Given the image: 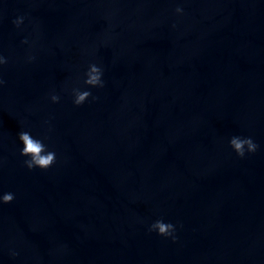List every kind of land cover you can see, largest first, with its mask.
Instances as JSON below:
<instances>
[{"label":"water","instance_id":"obj_1","mask_svg":"<svg viewBox=\"0 0 264 264\" xmlns=\"http://www.w3.org/2000/svg\"><path fill=\"white\" fill-rule=\"evenodd\" d=\"M0 13V191L16 193L0 203V264H264V0H3ZM89 60L106 83L75 105L65 84ZM46 119L57 160L29 169L17 133ZM234 133L260 148L240 157ZM161 216L176 240L149 231Z\"/></svg>","mask_w":264,"mask_h":264},{"label":"clouds","instance_id":"obj_2","mask_svg":"<svg viewBox=\"0 0 264 264\" xmlns=\"http://www.w3.org/2000/svg\"><path fill=\"white\" fill-rule=\"evenodd\" d=\"M3 0H0L2 3ZM176 13H183L184 7L182 3H176ZM2 14V13H0ZM27 13H21L12 18L13 24L20 28L24 23ZM22 43H28L29 48L26 50V61H34L36 59V53L32 50L34 41L29 42V37L24 36ZM9 62V57L0 51V87H2L6 81L3 75V66ZM106 83L105 80V68L102 63L96 60H89L87 66L83 69V72L77 77L75 82L65 84V90L70 92L72 103L75 105H82L92 100H98L99 97L93 94V88H102ZM48 96L52 102H59L61 100L60 92L56 90H50ZM45 131L42 134H33L30 128L22 127L18 133V139L21 143L19 147L20 154L24 157L23 163L27 168L32 169L39 167L41 169H47L51 167L57 160V152L54 148L50 147L47 142L49 139V133L52 125L49 119L43 122ZM228 143L232 146L234 151L240 157H244L247 153L256 152L260 148L258 141L251 135H243L240 133L232 134ZM16 193L11 190L0 191V203H7L15 199ZM149 231H155L165 237H171L176 240L177 225L171 220H165L162 216L154 219L148 226ZM13 256L18 255L16 249H10Z\"/></svg>","mask_w":264,"mask_h":264}]
</instances>
